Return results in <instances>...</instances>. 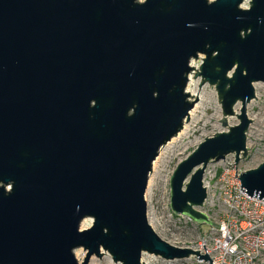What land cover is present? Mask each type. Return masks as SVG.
<instances>
[{"label": "water", "instance_id": "obj_1", "mask_svg": "<svg viewBox=\"0 0 264 264\" xmlns=\"http://www.w3.org/2000/svg\"><path fill=\"white\" fill-rule=\"evenodd\" d=\"M244 1L0 0V264H89L104 252L119 264H144L143 253L212 264L204 245L199 255L154 231L145 192L197 100L185 88L201 54L195 76L215 86L224 117L240 102L239 124L177 165L170 208L219 227L199 210L205 169L246 156V106L264 82V0ZM238 179L264 200V162Z\"/></svg>", "mask_w": 264, "mask_h": 264}, {"label": "rangeland", "instance_id": "obj_2", "mask_svg": "<svg viewBox=\"0 0 264 264\" xmlns=\"http://www.w3.org/2000/svg\"><path fill=\"white\" fill-rule=\"evenodd\" d=\"M248 6L249 0H245L242 7L246 8ZM203 58L204 56L199 54L197 58H193L190 61V66L192 65L191 68H194L190 72L192 80L194 81L192 87L197 90V93L199 92L203 96V101L200 103L197 126L189 133L190 138L182 141L171 149L167 158L164 159L163 163L158 167V172H153L151 168L145 192L147 217L154 231L164 240L185 242L194 245L200 241V235L203 232H207L212 227L205 224H197L184 215H176L172 212L170 208V177L177 165L196 149L197 146L204 141L205 137L213 136L215 133L227 132L229 127L239 124L237 115L241 113V104L237 102L233 107V115L224 117L221 103L219 102V108L221 110L220 120L225 118L227 125L223 126L221 121H217L219 99L216 88L214 86V89H212L213 85L208 83L203 85L200 84L201 77L195 76V73L199 72V66L202 64ZM230 74L231 73H229V75ZM199 84L200 86H198ZM254 98L252 99V105L246 109L247 119H253L249 124L250 138L246 156L243 158L241 157L239 162L235 165V155H227L224 161L210 163L205 170L204 182L208 189V199L199 210L207 214L209 219L216 224L224 214L221 202L223 192L230 187V185L236 183L238 175H240L241 172L255 169L264 162V91L256 99ZM188 100L190 102L194 101V99L190 100L189 97ZM198 136L199 139L196 143L181 148L184 143ZM150 177L151 183L148 187ZM89 224L90 222L86 221L83 228L88 227ZM75 251V257L77 255V257L83 256L84 258L85 252L82 248L75 249L74 252ZM90 262H92V264H119L114 263L106 252H104L100 258L92 257Z\"/></svg>", "mask_w": 264, "mask_h": 264}, {"label": "built area", "instance_id": "obj_3", "mask_svg": "<svg viewBox=\"0 0 264 264\" xmlns=\"http://www.w3.org/2000/svg\"><path fill=\"white\" fill-rule=\"evenodd\" d=\"M203 185L207 189L204 177ZM221 200L224 214L217 223L219 227L203 232L197 244L165 241L179 248L199 250V255L205 254L204 245L212 264H263L264 200L243 192L239 179L223 192ZM197 259V255L175 260H163L147 253L141 256L144 264H209L204 259Z\"/></svg>", "mask_w": 264, "mask_h": 264}, {"label": "bare ground", "instance_id": "obj_4", "mask_svg": "<svg viewBox=\"0 0 264 264\" xmlns=\"http://www.w3.org/2000/svg\"><path fill=\"white\" fill-rule=\"evenodd\" d=\"M193 84H194V81L192 80V76L190 74V75H188V81H187V85H186V88H185V92L187 94H189L188 97L190 98V100L191 99L195 100L196 97H197V100L195 102H193V106L190 109V111L188 112V120L186 121V119H187L186 118L183 121L179 131L169 141H167L164 145L161 146L157 157L155 158V160L152 163V171L153 172H158V167L163 163L164 159L167 158V156L171 152V149L174 146L180 144L182 141L190 138L189 137V133H191V131H193L196 128V126H197V122L199 120L200 103H201V101H203V96H202L201 93H199V92L197 93V90L192 87ZM212 89H214V86H212ZM253 89H254V93H255V96H256L255 98H257L264 91V82H255V83H253ZM191 96H193V97H191ZM252 102H253V100L246 106V109H248V107L252 105ZM220 116H221V110L219 108V103H218L217 121L220 120ZM251 121H253V119H251ZM249 130H250V126L248 127V129L246 131V146H247V148L249 147V138H250ZM254 137H255V135H254ZM198 139H199V136L198 137H194V139L184 143L181 146V148H185L188 145H193L194 143L197 142ZM205 174H206V172H205ZM150 183H151V177L149 178L148 187L150 186ZM85 224H86V221H83L81 223L80 227L83 228L85 226ZM74 253L76 254V251ZM76 257H77V255H76ZM77 260L78 261L83 260V256L77 257ZM89 264H92V262H90Z\"/></svg>", "mask_w": 264, "mask_h": 264}]
</instances>
